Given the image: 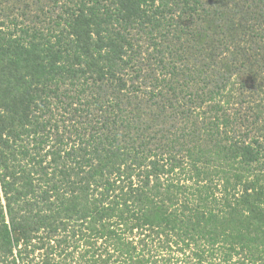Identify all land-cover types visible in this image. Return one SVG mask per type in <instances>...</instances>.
<instances>
[{"label":"trees","instance_id":"obj_1","mask_svg":"<svg viewBox=\"0 0 264 264\" xmlns=\"http://www.w3.org/2000/svg\"><path fill=\"white\" fill-rule=\"evenodd\" d=\"M0 264H264V0H0Z\"/></svg>","mask_w":264,"mask_h":264},{"label":"rangeland","instance_id":"obj_2","mask_svg":"<svg viewBox=\"0 0 264 264\" xmlns=\"http://www.w3.org/2000/svg\"><path fill=\"white\" fill-rule=\"evenodd\" d=\"M57 118H58L60 121H66V124H67V127H64L63 129H60V132H61V133L64 134V133H66L65 131H68V132H69V130L72 129V128H71V123H69V122H70L69 119H71V114H70V113L65 112V110H64L63 108H59V110L57 111ZM54 120H55V119H54ZM55 121H56V120H55ZM61 124H62V123H61ZM70 132H72V130H71ZM75 140H77L75 136H73V139H72V140H69L70 146H68V148H70V147L74 144ZM193 175H194L193 172L189 173V176H190V177L187 178V179H185L186 173H185L184 175H182V177H183V182H188L187 184L191 183L192 180H194V179H193ZM188 179H189V180H188ZM41 185H42L43 187H47L46 184H44V183H41ZM3 204H5V203L3 202Z\"/></svg>","mask_w":264,"mask_h":264}]
</instances>
